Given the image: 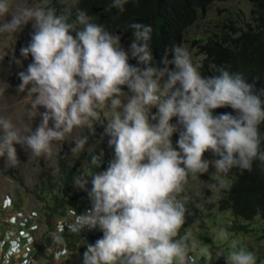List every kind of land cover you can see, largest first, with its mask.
I'll use <instances>...</instances> for the list:
<instances>
[{"label": "clouds", "instance_id": "9594fccd", "mask_svg": "<svg viewBox=\"0 0 264 264\" xmlns=\"http://www.w3.org/2000/svg\"><path fill=\"white\" fill-rule=\"evenodd\" d=\"M127 3L112 0L121 12ZM10 11V0H0V34L18 35L31 24L30 40L19 55L32 62L17 74V90L31 97L29 114L38 115L40 123L25 134L0 117V157L19 163L15 145L32 157L50 155L54 142L74 130H95L103 112V135L114 158L97 171L104 153L93 154L90 165L97 170L74 179L90 207L79 214L74 210L67 224L74 234L102 232L88 243L83 264H196L189 234L181 235L189 215L186 186L210 168L226 177L234 168L251 172L254 161L264 163V90L215 64L208 66L213 74L204 75L202 63L184 45L166 48L157 59L151 25L131 23L125 48L121 34L106 30L86 10H78L74 20L53 7ZM87 142L86 136L77 139L71 151ZM209 152L214 159H205ZM216 239L228 242L227 229H218ZM231 248L229 264H257L255 254L235 240ZM207 249L201 246V253Z\"/></svg>", "mask_w": 264, "mask_h": 264}, {"label": "rangeland", "instance_id": "374dc122", "mask_svg": "<svg viewBox=\"0 0 264 264\" xmlns=\"http://www.w3.org/2000/svg\"><path fill=\"white\" fill-rule=\"evenodd\" d=\"M78 0H10L11 11L14 14L23 6L30 7H53L56 11L73 13ZM251 5L247 0L221 1L214 0L210 8L188 29L185 42L192 53L194 61L200 62L203 56L199 53L198 46L192 45L195 39H204L208 31L216 30L221 23L226 25H243L250 20ZM0 19V23H2ZM23 43V37L18 35L9 36L0 34V60L4 57H10L15 50ZM31 97L25 92L17 90V86L6 84L0 79V117L12 120V122L21 128L27 134L29 129L33 130L40 123L39 116L29 114ZM43 112L44 109H39ZM106 121L105 114L102 112L100 119L95 123V130L84 128L77 129L64 141L54 142L53 151L50 155L41 157H32L25 152L21 146L15 145L19 163L12 164L5 157H0V242L9 245V240L13 236L21 235L25 231L29 233L30 242L33 241L37 256L32 257L29 264H59L55 260V253L58 250L67 249L62 240H56L53 227H48V216L54 220L59 219L63 213H69L68 210H59L56 215L52 212L56 199H61L62 185L61 174L57 168L56 157L62 153L64 161L69 167H74L75 163L85 152L89 153L101 147L99 134L104 129ZM175 123V120L173 121ZM87 137V144L82 150L72 152L75 141L81 137ZM177 137L173 136L175 145ZM205 159H213L205 156ZM44 174H49L53 191L49 194H40L37 191L38 184ZM76 177H90L87 163L82 160ZM211 179V180H208ZM231 177L229 174L224 177L216 175L215 170L210 168L208 174L198 178H190L186 186V195L190 197L187 207L190 210L197 209L198 217H204L203 220L191 222V215H187L186 223L181 229V235L189 234V243L192 245L191 255L195 256L196 264H229L228 255L231 248V241L235 240L239 246L245 247L248 251L255 254L257 264H264V221L255 218L252 221H245L232 214L230 210L220 211L218 202L223 197L221 193L222 183L230 186ZM90 187V184H89ZM88 201L87 196L84 198ZM5 207V210H3ZM31 216L29 223L35 224L36 229L32 232L27 225L18 224L19 217ZM71 214L66 215V221H69ZM244 225L248 232H237L235 227ZM226 228L229 233V241L216 239L218 229ZM8 233V234H6ZM49 239L50 245L45 247L43 255L40 254L42 246ZM32 245V244H31ZM207 245V251L211 252V258L207 251L201 253V246ZM34 250V251H35ZM68 250V249H67ZM86 247L79 246L76 251L67 253L72 257L73 264H83V252ZM7 251V249H6ZM12 263L20 261L21 257H11Z\"/></svg>", "mask_w": 264, "mask_h": 264}, {"label": "trees", "instance_id": "16d2710c", "mask_svg": "<svg viewBox=\"0 0 264 264\" xmlns=\"http://www.w3.org/2000/svg\"><path fill=\"white\" fill-rule=\"evenodd\" d=\"M247 1L251 5L249 21L243 25L221 23L216 30L208 31L204 39L193 40L192 45L198 46L199 53L203 56L201 71L204 75L213 74L209 72L208 66L215 64L227 68L230 72L243 74L249 83H255L257 90H264V0ZM213 2L214 0H129V3L124 6V11L121 12L112 6V0H78L69 19L74 20L78 10H86L90 16L95 18V22L102 24L106 30L121 34V43L125 48L132 39V30L129 28L131 23L151 25L153 32L150 47L159 59L166 48L171 49L173 45H182L185 42L188 29L210 8ZM62 13L65 12L57 11V14ZM31 31V24H29L19 34L23 37L21 46L28 44ZM21 46L10 57L0 60V79L6 84L18 86L21 81L17 74L25 71L28 64L32 62L30 56L28 59L20 57ZM15 58L21 60L20 65L15 63ZM131 62L135 63V61ZM260 132L261 150H264V124L261 125ZM103 133L104 129L99 134L101 147L92 152L83 153L74 167L66 164L62 153L56 157L57 168L61 174L60 183L63 187V197L61 199L55 197V206L51 209L56 215L59 210L80 211L90 207V202L84 199L86 193L75 188L74 179L77 178L76 172L82 160L87 163L90 175L97 170L90 165L93 154L101 151L104 153V164L97 171H103L108 161L114 158V150L108 146V137ZM205 156L214 159L210 152L205 153ZM229 176L232 181L230 186L222 183L223 187L220 190L223 197L218 202V209L220 211L230 210L234 216L245 221L250 222L255 218L264 221V163L254 161L251 172L242 173L234 168L229 172ZM36 189L42 195L53 191L49 174L43 175ZM190 211L189 221L203 220L204 217H198L197 209ZM52 222L48 216L46 225L53 227ZM235 231L247 233L248 229L244 225H239L235 227ZM61 236L67 249L76 251L79 246L87 247L88 243H94L102 236V232L97 229L81 235L62 234ZM50 244L49 239H46V243L41 248V255L45 247ZM63 264L69 263L66 261Z\"/></svg>", "mask_w": 264, "mask_h": 264}, {"label": "built area", "instance_id": "2783aa9c", "mask_svg": "<svg viewBox=\"0 0 264 264\" xmlns=\"http://www.w3.org/2000/svg\"><path fill=\"white\" fill-rule=\"evenodd\" d=\"M5 210V207L4 209ZM85 209H82L80 211H76L78 214L84 212ZM69 213L67 214H71L69 221H66V211L65 213H63L62 216H60L59 219L54 220L55 223L52 222L53 224V229L54 232L56 234L62 235H72L74 233L68 231L67 229V224H69L70 222H72V220L74 219L73 217V211L72 210H68ZM31 216H35L34 213H32V215H28V217H19L18 224L20 226H25L27 225L28 227L31 228V231L33 232L36 229L35 224L29 223L28 220H30ZM64 226V230L63 232H60V228L61 226ZM90 231H87V229H85L82 233L77 234V235H81V234H86ZM8 234V233H6ZM1 236V235H0ZM30 239H32L29 235L28 232H24L21 235H16L13 236V238H11V240H9V245L6 247V244H4L3 242H0V264H13L12 263V259L11 257L13 256H19L21 257L20 261L14 263V264H29L30 261L32 260V257L37 256V251L35 250V247L33 245V241L30 242ZM32 244V245H31ZM7 249V251H6ZM35 250V251H34ZM64 250L65 249H61L58 250L55 253V260L58 259L59 260V264H63L64 262H68L69 264H73V260L72 257L68 256L69 253H72L74 251L71 250H67V255H64Z\"/></svg>", "mask_w": 264, "mask_h": 264}, {"label": "crops", "instance_id": "0c3cea01", "mask_svg": "<svg viewBox=\"0 0 264 264\" xmlns=\"http://www.w3.org/2000/svg\"><path fill=\"white\" fill-rule=\"evenodd\" d=\"M243 233H245V232H243Z\"/></svg>", "mask_w": 264, "mask_h": 264}]
</instances>
